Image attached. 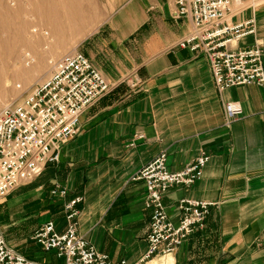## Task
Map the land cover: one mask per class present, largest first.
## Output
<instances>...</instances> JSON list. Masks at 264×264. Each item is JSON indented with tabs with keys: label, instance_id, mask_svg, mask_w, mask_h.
I'll return each instance as SVG.
<instances>
[{
	"label": "crops",
	"instance_id": "obj_1",
	"mask_svg": "<svg viewBox=\"0 0 264 264\" xmlns=\"http://www.w3.org/2000/svg\"><path fill=\"white\" fill-rule=\"evenodd\" d=\"M78 1L90 8L89 19L59 54H84L115 87L82 116L80 133L63 146L59 163L7 197L17 209L1 226L19 228L44 211V221L35 220L28 234L33 244L32 235L47 221L65 230V204L82 197L79 233L112 262L135 264L148 250L151 212L145 183L130 178L161 152L176 172L206 152L211 159L203 177L164 197L175 223L180 200L213 203L206 226L170 258L149 264H264V88L219 92L206 56L178 46L193 24L190 17L173 18L176 0ZM252 18L256 35L233 48L260 41L264 64V0L233 1L230 24ZM228 103L242 111L229 124ZM56 185L67 189L65 198L53 199ZM37 247L13 248L31 258ZM53 261L62 264L55 256Z\"/></svg>",
	"mask_w": 264,
	"mask_h": 264
},
{
	"label": "built area",
	"instance_id": "obj_2",
	"mask_svg": "<svg viewBox=\"0 0 264 264\" xmlns=\"http://www.w3.org/2000/svg\"><path fill=\"white\" fill-rule=\"evenodd\" d=\"M233 1L176 0L173 18L190 17L193 24L192 31L178 46L206 56L219 92L248 85L264 88L260 41L255 40L253 45L244 48H233L244 37L255 36L257 29L254 18L238 25L228 22ZM114 87L84 54L73 51L52 64L47 79L21 104L11 103L1 109L0 202L38 179L49 164L59 163L63 146L80 133L82 116ZM225 111L227 124L242 113L235 103H228ZM210 159V155L201 152L176 172L167 165V153L161 152L130 178L129 182L145 183V207L151 212L148 250L135 264H149L156 258L171 256L190 235L206 226L213 203L180 200L178 222L175 223L166 212L164 197L174 187L194 185L203 177ZM67 194V189L60 185L51 191L53 198H65ZM82 201V197H75L65 204V230L60 231L54 221H47L34 232L32 240L44 251L54 252L55 257L63 260L62 264H127L125 260L112 262L79 233L76 219ZM0 264L53 263L16 251L0 224Z\"/></svg>",
	"mask_w": 264,
	"mask_h": 264
},
{
	"label": "bare ground",
	"instance_id": "obj_3",
	"mask_svg": "<svg viewBox=\"0 0 264 264\" xmlns=\"http://www.w3.org/2000/svg\"><path fill=\"white\" fill-rule=\"evenodd\" d=\"M23 8L37 15L24 27L19 20L14 22L16 16L12 18ZM89 12L88 5L78 0H0V85L10 88L13 82L25 81L29 76L33 78L31 74L43 70L44 60L37 62L28 50L20 54L24 41L28 39L24 40L23 34L34 40H43L46 43L44 51L59 53L65 40L75 38L77 41L76 38L81 36L80 27L89 19ZM5 63L9 71L2 75Z\"/></svg>",
	"mask_w": 264,
	"mask_h": 264
},
{
	"label": "rangeland",
	"instance_id": "obj_4",
	"mask_svg": "<svg viewBox=\"0 0 264 264\" xmlns=\"http://www.w3.org/2000/svg\"><path fill=\"white\" fill-rule=\"evenodd\" d=\"M19 13H20V15H19ZM19 13H14V15H12V18H13V16L14 17L16 16L15 18H13V20L15 19L14 22L19 20L18 21L19 24L20 25L22 24L21 26H23V27L27 24V22L30 21V18L32 19V18H35L37 16V15L36 16L33 15L31 13L30 9H28V8H23L22 10H20ZM29 13H31V14H29ZM26 38H28V39H26ZM23 39L24 40L26 39V41H24V45H23V48H22V51L20 52V54H22L23 52H25L27 50L29 52H32L34 54V56H35L34 58H36L37 62H39L40 60H44V67H43V70H40L39 73L35 72L34 74H31V75H33V78H32V76H31V78L29 76L28 79L25 81H22V80L20 82H18L19 80L15 81V82H13L14 84L10 86V88H5L3 84L0 85V111L5 105L11 104V103L21 104L29 95L32 94L34 89L40 83H42L44 80L47 79V77L50 75L52 64L55 61L59 60L63 55L68 53V52H66V53L59 54L57 52L44 51L43 47L46 43H43V40H34L32 38H29L28 34H25V35L23 34ZM8 71H9L8 65L5 63L2 75H4V73H6ZM36 184L37 183H35L34 185H31V186H28L24 190L23 189L20 190L18 193L31 190L32 188H34L36 186ZM28 197H31V195L29 194ZM53 199H55V198H53ZM6 202H7V198L3 199L0 202V222H1V224H5V222L7 221V218L5 217L6 214L8 216L11 214H14V213H16V209H17V208L12 209V207H14V205H10ZM17 205H15V206H17ZM27 207H28V209L30 208V206H27ZM33 210H36V208H34ZM53 211L54 210H52L51 213ZM43 212L44 211H40L38 217L34 216L33 218H31V220L28 223L25 222L23 225L19 226V228H15V227L14 228H4L5 234L7 236V239L10 241V245L12 247H17V248L23 249L25 247L26 248H29V247L33 248L35 246H38L36 248V250L32 251L33 253H32L31 258L41 260V261L46 262V263H54V261H53V257L55 256L54 252H46L38 244H35V243L30 244L31 242L29 240L28 234L31 231L32 226L36 225V224H34L35 220H39L38 221L39 224L42 222V220L44 221L45 218L42 216ZM11 219H13V216ZM63 220L65 222V216H64ZM62 263H63V260H62Z\"/></svg>",
	"mask_w": 264,
	"mask_h": 264
}]
</instances>
